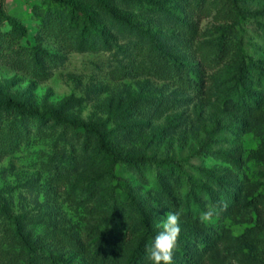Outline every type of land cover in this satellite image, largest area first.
Wrapping results in <instances>:
<instances>
[{"label": "rangeland", "instance_id": "rangeland-1", "mask_svg": "<svg viewBox=\"0 0 264 264\" xmlns=\"http://www.w3.org/2000/svg\"><path fill=\"white\" fill-rule=\"evenodd\" d=\"M160 57L197 87L158 75ZM7 101L0 264H130L143 215L158 233L168 211L174 264H264V0H0Z\"/></svg>", "mask_w": 264, "mask_h": 264}, {"label": "trees", "instance_id": "trees-1", "mask_svg": "<svg viewBox=\"0 0 264 264\" xmlns=\"http://www.w3.org/2000/svg\"><path fill=\"white\" fill-rule=\"evenodd\" d=\"M75 8L81 10V8L77 5H74ZM84 17H85V31H88V25H90L91 28H93L95 25L92 23L90 16L85 12L82 11ZM54 21V19H53ZM55 22V21H54ZM12 25L15 27V29L21 31L22 33L27 34V29L20 23L16 22V21H11ZM155 60V59H153ZM156 62V60H155ZM158 75L160 76H167L169 78H177L178 80H186L188 81V83L196 88L197 87V77L194 74H190L189 71H185V69H181L179 67V65H177L176 63H172L171 61H169L168 59H166L165 57H160L157 59V65L153 68ZM151 69V70H153ZM246 76H250L247 73L244 74V76L242 77V82L240 85V91L242 92V94H237V99L239 101L243 100V96H246L244 93H246V85L247 83H249V80ZM247 97H245L244 99H246ZM15 103H13L12 101H7V102H0V110H6L8 109L10 106H14ZM16 106H18L20 108V112L22 114L23 118H28V117H34L37 118L38 115L36 113H33L32 111H27L28 109V105L26 104H19L17 103ZM67 122V121H66ZM76 127L78 129L81 130H85L88 133H93L95 135H98L101 137V134L98 132V130L90 125H76ZM100 149L101 152H103L104 155H106L107 157H109L110 159L113 160V167H112V171L111 174L113 176L114 179L117 180L118 184H120V177L116 174V162H117V157L114 154V152L103 142H100ZM156 162V161H155ZM180 167V165H178ZM138 171V170H137ZM159 182H162L159 180ZM162 185V184H161ZM121 186V192L124 194V196L129 199L130 201H132L133 203H135V199L134 197L131 195V191L128 189V187H126L125 185H120ZM189 205L190 208H195L197 209V212H201L200 208L197 206V199H190L189 201ZM200 205V204H199ZM189 207V206H188ZM208 222V221H207ZM206 223V221H205ZM141 225L145 231V243H149L151 240L154 239L155 235L157 233H155V231L152 228V224L150 221V218H148V216L143 215L142 217V221H141ZM210 228H215L212 225V223L208 224ZM145 249L140 248L132 257L130 264H140V262L142 261V259L146 256L145 255Z\"/></svg>", "mask_w": 264, "mask_h": 264}, {"label": "clouds", "instance_id": "clouds-1", "mask_svg": "<svg viewBox=\"0 0 264 264\" xmlns=\"http://www.w3.org/2000/svg\"><path fill=\"white\" fill-rule=\"evenodd\" d=\"M213 210L201 214L202 222L210 221ZM181 214L168 211L155 227L159 230L154 239L145 248L146 257L152 264H174V254L179 247L181 237Z\"/></svg>", "mask_w": 264, "mask_h": 264}]
</instances>
